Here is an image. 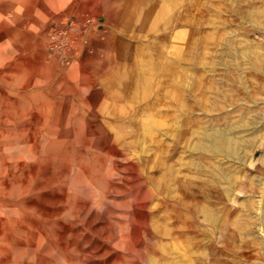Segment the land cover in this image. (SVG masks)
Returning <instances> with one entry per match:
<instances>
[{"label": "rangeland", "instance_id": "rangeland-1", "mask_svg": "<svg viewBox=\"0 0 264 264\" xmlns=\"http://www.w3.org/2000/svg\"><path fill=\"white\" fill-rule=\"evenodd\" d=\"M0 264H264V0H0Z\"/></svg>", "mask_w": 264, "mask_h": 264}, {"label": "bare ground", "instance_id": "bare-ground-1", "mask_svg": "<svg viewBox=\"0 0 264 264\" xmlns=\"http://www.w3.org/2000/svg\"><path fill=\"white\" fill-rule=\"evenodd\" d=\"M97 4H98V2H97ZM47 135H48V133H47ZM221 135H222V133H218V132H215V131H213V132H211V131H208V132L202 131V133L200 134L201 138L199 139V141L197 142L196 145L194 144V148H196V149L197 148L198 149L208 148V149H211V150H214V148H217V149L220 150V149H222L224 147V145H220V143L225 141V139H226V138H224V139L221 138ZM201 139H202V142H201ZM224 144H225V142H224ZM217 149H216V151H217ZM6 239H8V238H6Z\"/></svg>", "mask_w": 264, "mask_h": 264}, {"label": "crops", "instance_id": "crops-1", "mask_svg": "<svg viewBox=\"0 0 264 264\" xmlns=\"http://www.w3.org/2000/svg\"><path fill=\"white\" fill-rule=\"evenodd\" d=\"M101 2V1H100ZM101 4H102V2H101Z\"/></svg>", "mask_w": 264, "mask_h": 264}]
</instances>
